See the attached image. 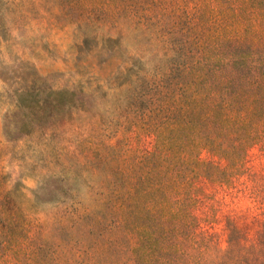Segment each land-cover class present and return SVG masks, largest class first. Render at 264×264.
I'll return each instance as SVG.
<instances>
[{
  "label": "trees",
  "instance_id": "16d2710c",
  "mask_svg": "<svg viewBox=\"0 0 264 264\" xmlns=\"http://www.w3.org/2000/svg\"><path fill=\"white\" fill-rule=\"evenodd\" d=\"M84 3L72 22L79 51L100 65L120 59L110 71L116 85L81 94L49 88L30 113L102 131L90 143L101 177L92 182L69 164L64 200L46 223L37 218L35 231L2 217L0 203V228L30 246L23 264H264V219L249 237L227 218L222 245L195 213L199 183H231L245 173L248 150L264 142V0ZM94 92L112 106L87 103ZM119 131L153 135L152 151L128 157L126 142L103 143Z\"/></svg>",
  "mask_w": 264,
  "mask_h": 264
},
{
  "label": "rangeland",
  "instance_id": "374dc122",
  "mask_svg": "<svg viewBox=\"0 0 264 264\" xmlns=\"http://www.w3.org/2000/svg\"><path fill=\"white\" fill-rule=\"evenodd\" d=\"M82 4L84 0H0L1 216H16L31 231L37 221H47L56 204L64 200L61 190L69 164L86 172L92 182L101 177L93 168L99 154L90 143L98 141L94 137L102 131L91 132L86 120L63 122L57 117L50 123L30 113L38 99L47 97L49 88L74 87L81 94L99 86L106 92L116 85L110 71L120 59L100 65L87 52L79 51L77 26L72 22ZM93 74L97 78L91 77ZM102 95L94 92L86 102L98 110L112 106ZM19 96L23 107L15 108ZM102 139L109 147L126 142L128 157L152 151L155 142L153 135L122 131ZM102 154L108 162L101 170L106 172L111 155ZM199 186L200 203L195 213L203 220L204 229L217 232L224 245L225 223L232 218L253 237L257 221L264 219V142L248 150L243 175L235 176L229 184L202 180ZM5 232L9 230L0 228V264L25 263L23 249L30 247L28 242L12 241Z\"/></svg>",
  "mask_w": 264,
  "mask_h": 264
}]
</instances>
